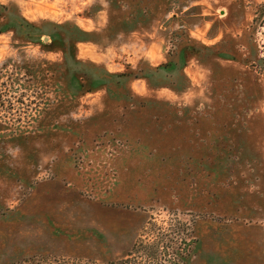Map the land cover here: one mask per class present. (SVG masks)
Here are the masks:
<instances>
[{
	"label": "rangeland",
	"instance_id": "rangeland-1",
	"mask_svg": "<svg viewBox=\"0 0 264 264\" xmlns=\"http://www.w3.org/2000/svg\"><path fill=\"white\" fill-rule=\"evenodd\" d=\"M263 2L0 0V264H264Z\"/></svg>",
	"mask_w": 264,
	"mask_h": 264
},
{
	"label": "crops",
	"instance_id": "crops-1",
	"mask_svg": "<svg viewBox=\"0 0 264 264\" xmlns=\"http://www.w3.org/2000/svg\"><path fill=\"white\" fill-rule=\"evenodd\" d=\"M61 205L72 206V204H69V203L61 204ZM57 207H58V205H52V206L48 205V208L49 209L51 208V210L54 211L55 213L52 214V212H51L50 214H47L48 222H46V225H45V222H40L41 220H38L36 218H35V220H37L39 222V224H40L39 226L42 227L41 229L43 231H45L46 236L49 240V242L46 243L47 246H49V247H47L48 252L50 251V246H51V253L59 254L62 256H64V255L75 256L72 253L73 250L79 251V248L83 247V244H81V239H82L81 233H82V231L80 230V227H78L76 225H75V229H73L72 228L73 224L67 222V220H65L63 222H62V220H60L59 223L57 222V224H58L57 225L56 221H59L57 219L61 217V214L56 212V210L58 211ZM36 224H38V223H36ZM17 234L21 235L20 232L19 233L15 232V238L12 239L11 241H9L13 245L11 250L13 251L12 253L20 252L23 254L26 251V249H24L23 246H21L19 243H24V238H22L20 235L17 237ZM246 238L248 239L249 237L246 236ZM220 246H222V245H219L218 241L216 240L214 242L213 246L211 247V249L215 252H221L222 250H220V249H222V248ZM213 247H214V249H213ZM255 249H256V244L253 242V240H251L250 242H247L245 249H244V252L247 255L251 254V256H253ZM230 250L232 252L237 251V249L235 247H230ZM214 258H216V255L214 256ZM210 259L211 258H209V260ZM263 259H264V257H263Z\"/></svg>",
	"mask_w": 264,
	"mask_h": 264
},
{
	"label": "trees",
	"instance_id": "trees-1",
	"mask_svg": "<svg viewBox=\"0 0 264 264\" xmlns=\"http://www.w3.org/2000/svg\"><path fill=\"white\" fill-rule=\"evenodd\" d=\"M0 9H6V8L3 7V6H0ZM0 17H1V13H0ZM258 21H260V23H261V21H262V23H263V21H264V2H263L262 4H260V5L257 7V9H256L255 17H254V19H253V21H252V25H251V27H253V29H256ZM19 25L30 26V27L33 28V26H31V25H29V24H26V23L23 22L22 20H21V22H20ZM0 27H1V24H0ZM250 34H252V33H250ZM81 35H82V34H81ZM81 35H80V34H77L75 37L70 38L68 41H69V42L80 41V40H82V39H81ZM53 43H54V41H52V42L50 43V45L53 44ZM261 48H262V51H263V54H264V41H263V43H262V45H261ZM187 51H190L191 53H193L192 50L187 49ZM173 55H175V53H173ZM183 56H184V55H183ZM184 58H186V56H184ZM173 66H174V62L172 61V59H169L166 63H164V64H162V65H160V66H158V67H156V68L149 69V70H150V71H153V72H157L159 69L168 70V69L172 68ZM255 68H256L258 71H260V73H261V74L263 75V77H264V55L261 56V57L259 58V60H258V64L255 66ZM105 75H107V76L110 77V78L115 77V78H117V79H126V80H127V79H131V78H138V77L140 76V75H138V74H136V73H134V72H132V71H128V72H126V73H122V74H117V75H115V76H112V75H110V74H105ZM182 77H183V76H182ZM103 78H105V77H103ZM105 79H106V78H105ZM114 84L117 85V86H120L122 83H120V82H115ZM180 84H181V88H180V89H184V88H185V85H186V80H183V79H182V80L180 81ZM122 85H124V84H122ZM94 88H96V87H94ZM92 89H93V88L89 86L88 88H86V89L84 90V92L89 93V92L92 91ZM192 233H194V226H193V229H192ZM191 242L196 243L197 241H196V239L194 240V238H193V240H192ZM191 242L187 243L186 246L188 245V247H190V246H191V244H190ZM188 247L184 248V249L182 250L183 253L179 255V256H180L179 259H180V262H181L180 264H186V263H187V260L189 259L190 255H191V253H190ZM111 264H113V262H112Z\"/></svg>",
	"mask_w": 264,
	"mask_h": 264
}]
</instances>
